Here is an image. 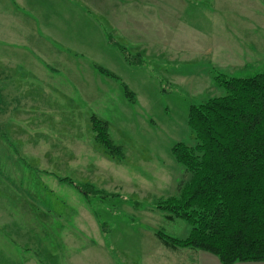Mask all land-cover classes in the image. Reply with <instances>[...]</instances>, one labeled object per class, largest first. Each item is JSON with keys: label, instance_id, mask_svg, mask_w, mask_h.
<instances>
[{"label": "rangeland", "instance_id": "obj_1", "mask_svg": "<svg viewBox=\"0 0 264 264\" xmlns=\"http://www.w3.org/2000/svg\"><path fill=\"white\" fill-rule=\"evenodd\" d=\"M183 1L201 15L191 16ZM183 1L166 0L165 14L155 10L157 21L166 19V33L156 28L139 48L121 41L181 92L161 91L159 74L129 67L98 39L83 52L55 47L61 56H43L37 79L10 68L18 86L0 93V264H137L148 250L165 249L156 231L188 235L185 222L132 203L175 196L189 180L171 148L193 144L190 106L220 95L212 69L239 77L264 72V0H207L209 8ZM92 114L109 124L111 140L125 154L120 163L95 143ZM60 178L123 202L90 206ZM96 215L109 226L107 240Z\"/></svg>", "mask_w": 264, "mask_h": 264}, {"label": "trees", "instance_id": "obj_2", "mask_svg": "<svg viewBox=\"0 0 264 264\" xmlns=\"http://www.w3.org/2000/svg\"><path fill=\"white\" fill-rule=\"evenodd\" d=\"M106 36L129 67H143L151 75H160L144 56L132 53L111 33L106 32ZM96 68L102 75L117 79L109 71ZM211 77L220 95L190 106L188 128L193 144L178 142L171 148L175 161L190 175L189 180L179 185L175 196L151 203L134 201L132 205L136 210H157L168 221L180 220L190 227L184 239L160 230L154 233L171 251H205L222 264L264 262V72L239 77L212 69ZM160 79L161 91L181 92L161 75ZM124 88L126 97L134 103L133 93ZM89 122L93 139L105 155L117 163L123 161L124 151L111 140L109 124L94 114ZM59 182L70 185L90 206L96 201H114L112 198L123 202L121 196L108 199L103 191L88 184L66 178ZM123 215L130 222L134 220ZM96 218L107 240L109 226Z\"/></svg>", "mask_w": 264, "mask_h": 264}, {"label": "crops", "instance_id": "obj_3", "mask_svg": "<svg viewBox=\"0 0 264 264\" xmlns=\"http://www.w3.org/2000/svg\"><path fill=\"white\" fill-rule=\"evenodd\" d=\"M190 2L201 7L209 8L211 5L205 3L207 0ZM164 4L166 0H0V71L4 72L0 76V93L17 90L18 84L14 86L15 82L10 77L11 67L37 79V76H42L38 74L42 57L58 58L61 56L58 48L83 52L89 43L98 39L104 48L111 52L116 50L108 44L106 32L129 47H141L148 40L149 33L156 32V28L166 33V22H163L166 19L160 15L157 21L155 14L159 8L164 10ZM183 4L191 16L201 15L190 11V5L184 1ZM13 34L16 37L10 36ZM166 249L148 250L139 255L137 264H222L216 256L205 251L168 249L167 252Z\"/></svg>", "mask_w": 264, "mask_h": 264}]
</instances>
